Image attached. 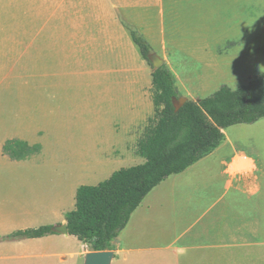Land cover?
Segmentation results:
<instances>
[{
  "label": "crops",
  "instance_id": "1",
  "mask_svg": "<svg viewBox=\"0 0 264 264\" xmlns=\"http://www.w3.org/2000/svg\"><path fill=\"white\" fill-rule=\"evenodd\" d=\"M82 4L80 14V6L75 5L74 16L62 7L60 17L63 26L70 24L76 31L71 38L76 65L112 75L113 128L107 147L96 142L91 148L94 163L86 164L97 177L115 161L145 162L138 159L137 143L154 114L152 93L147 95L146 85L132 75L133 60L140 61L145 72L149 65L121 20L137 28L154 53L162 51L160 58L173 73L180 96L199 101L222 87L218 83L226 78L223 63L231 60L229 52L211 51L205 45L212 18L219 25L236 27L242 24V11L241 0H86ZM184 40L199 41V51H187L194 44ZM153 41L160 43L158 49ZM116 84L122 95L114 94ZM49 100L43 99V120L51 125L60 115ZM14 127V122L0 118V264H84L90 248L74 236L55 232L5 239L18 231L67 224L66 214L75 209L77 189L82 186L77 182L81 168L79 173L73 170L75 165L70 169L65 162L49 158L45 143L40 153L26 160L4 154L8 140L30 145L40 140L28 124L21 130ZM224 134L225 140L212 153L146 196L113 242L112 264H264V153L260 147L249 149L232 142L227 131Z\"/></svg>",
  "mask_w": 264,
  "mask_h": 264
},
{
  "label": "rangeland",
  "instance_id": "2",
  "mask_svg": "<svg viewBox=\"0 0 264 264\" xmlns=\"http://www.w3.org/2000/svg\"><path fill=\"white\" fill-rule=\"evenodd\" d=\"M83 1L86 0H0V118L14 122L15 130L25 129L28 124L30 132L40 139L37 144L45 143L49 158L65 162L70 169L75 165L73 170L77 172L81 168L77 182L95 186L117 170L142 163L115 161L97 177L86 168V164L94 163L95 152L91 148L96 142L103 141L105 145L100 147H107L113 125L109 99L112 75H98L92 72V66L87 69L76 65V47L71 40L76 31L60 21L62 7L68 16H74L75 5L80 6V14ZM241 11L242 24L236 27L219 25L212 18L210 40L205 41L211 51L221 48L231 55L229 64L223 63L226 78L218 83L231 89L264 73V54L258 52L264 48V0H241ZM184 42L194 44V49L187 51H199V41ZM153 44L157 49L160 46L154 41ZM155 53L162 55V51ZM132 63V75L146 85L145 91L151 95L154 69L149 66L145 72L140 61ZM181 91L185 92L182 88ZM114 94L122 95L117 84ZM45 98L51 99L53 111L60 115L51 125L43 120ZM225 131L232 142L249 149L260 147L264 153V119ZM129 147L133 153L135 143Z\"/></svg>",
  "mask_w": 264,
  "mask_h": 264
},
{
  "label": "trees",
  "instance_id": "3",
  "mask_svg": "<svg viewBox=\"0 0 264 264\" xmlns=\"http://www.w3.org/2000/svg\"><path fill=\"white\" fill-rule=\"evenodd\" d=\"M142 58L152 66L154 51L137 28L121 20ZM264 54V48L259 49ZM154 69V68H153ZM181 98L173 73L164 63L152 73L154 114L137 143L140 165L115 171L95 186L77 189L75 209L66 214L68 233L90 251L114 250L113 242L128 225L146 196L172 175L180 174L212 153L232 126L264 119V73L237 89L222 86L212 96L187 100L175 111L173 99ZM40 144L8 140L3 152L12 160H26L40 153ZM55 234L53 226L15 232L6 240L40 238Z\"/></svg>",
  "mask_w": 264,
  "mask_h": 264
},
{
  "label": "water",
  "instance_id": "4",
  "mask_svg": "<svg viewBox=\"0 0 264 264\" xmlns=\"http://www.w3.org/2000/svg\"><path fill=\"white\" fill-rule=\"evenodd\" d=\"M150 63L152 64L153 68L159 69L163 64L164 60L160 58L156 53L149 55ZM187 98L181 97L179 99H173V105L175 111H179L181 107L187 102ZM53 230L59 234L64 236H68V226L67 224H62L59 226L53 227ZM115 257V253L113 250L111 251H90L85 254L84 256V264H112V261Z\"/></svg>",
  "mask_w": 264,
  "mask_h": 264
},
{
  "label": "clouds",
  "instance_id": "5",
  "mask_svg": "<svg viewBox=\"0 0 264 264\" xmlns=\"http://www.w3.org/2000/svg\"><path fill=\"white\" fill-rule=\"evenodd\" d=\"M230 174V173H229Z\"/></svg>",
  "mask_w": 264,
  "mask_h": 264
}]
</instances>
